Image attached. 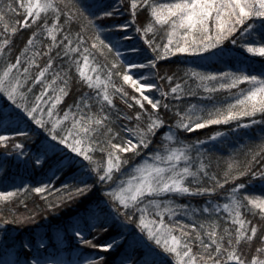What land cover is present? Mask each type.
Masks as SVG:
<instances>
[{
  "label": "snow or ice",
  "instance_id": "obj_1",
  "mask_svg": "<svg viewBox=\"0 0 264 264\" xmlns=\"http://www.w3.org/2000/svg\"><path fill=\"white\" fill-rule=\"evenodd\" d=\"M10 158L0 264H264V0H0Z\"/></svg>",
  "mask_w": 264,
  "mask_h": 264
},
{
  "label": "trees",
  "instance_id": "obj_2",
  "mask_svg": "<svg viewBox=\"0 0 264 264\" xmlns=\"http://www.w3.org/2000/svg\"><path fill=\"white\" fill-rule=\"evenodd\" d=\"M27 35V34H25ZM24 42V38L21 37L17 40L16 46L21 47L22 43ZM15 54V53H14ZM256 61H259L261 58L255 57L254 58ZM180 67H183L182 65ZM223 65L220 64H213L209 66L208 70H213L216 68H222ZM164 68L165 70L171 69L173 71L176 70L177 65L175 64H168L164 63ZM219 130L222 131H227V128L221 127ZM207 132V130H205ZM201 138H204L201 136ZM190 139L195 140L196 135H192ZM229 140L234 141L235 138L232 136H229ZM237 147L239 145H236ZM214 157H220V166L223 168L225 166L224 162L227 159L228 156V150H222V151H216L214 152ZM23 159V158H21ZM45 180L44 175L41 173L39 170V167L33 168L31 166V163L28 165H25L24 163L20 161H16L13 159H9L8 164L5 166L4 169H0V190H12L15 186H21V185H32V186H38L39 182ZM25 199L27 200L28 203V208L31 209L34 207L35 204H41L42 202L35 197L34 194H26ZM194 205L199 204V200L193 201ZM17 211L20 213H24L26 209L21 205L17 208ZM34 227V226H32ZM20 232L26 233V229L21 228L19 229Z\"/></svg>",
  "mask_w": 264,
  "mask_h": 264
}]
</instances>
